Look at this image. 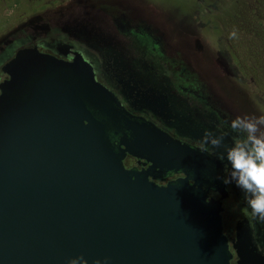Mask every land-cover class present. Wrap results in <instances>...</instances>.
<instances>
[{
	"label": "water",
	"instance_id": "obj_1",
	"mask_svg": "<svg viewBox=\"0 0 264 264\" xmlns=\"http://www.w3.org/2000/svg\"><path fill=\"white\" fill-rule=\"evenodd\" d=\"M3 70L0 264H231L210 153L131 115L80 55L25 48ZM127 152L186 176L158 185Z\"/></svg>",
	"mask_w": 264,
	"mask_h": 264
},
{
	"label": "flooded vegetation",
	"instance_id": "obj_2",
	"mask_svg": "<svg viewBox=\"0 0 264 264\" xmlns=\"http://www.w3.org/2000/svg\"><path fill=\"white\" fill-rule=\"evenodd\" d=\"M67 12L48 20L29 19L0 36V83L9 78L4 65L20 49L36 47L64 61L80 55L90 64L95 80L131 115L182 143L207 149L203 151L215 158L222 180L229 170L218 158L225 145L214 147L211 141L223 133L225 143H229V122L240 115L210 84L206 53L193 51L182 37L188 32L173 34L170 26L157 24V19H150L139 7L116 0ZM209 24L202 21L196 32L204 35ZM206 130L213 135L206 137ZM123 164L146 172L151 162L127 152ZM148 171L147 178L158 185L186 176L182 171L158 167ZM188 181L194 182L192 178ZM222 190L209 188L207 194L208 198L222 199L221 224L230 263L264 264V224L247 210L238 189L223 184ZM227 203L236 210L226 211ZM238 241L244 254L251 257L247 262L237 253Z\"/></svg>",
	"mask_w": 264,
	"mask_h": 264
},
{
	"label": "rangeland",
	"instance_id": "obj_3",
	"mask_svg": "<svg viewBox=\"0 0 264 264\" xmlns=\"http://www.w3.org/2000/svg\"><path fill=\"white\" fill-rule=\"evenodd\" d=\"M110 1L115 0H0V36L32 18L48 20L62 11L67 14ZM116 1L139 7L150 19H157V24L170 26L173 34L188 32L182 37L195 53H206L209 82L223 100L240 116L264 115V0H248L234 19L219 22L211 19V5H191L184 0ZM230 2L234 4L223 0L219 11L227 13ZM202 21H210L204 35L196 32ZM233 31L236 36L230 38ZM234 210L226 204V211Z\"/></svg>",
	"mask_w": 264,
	"mask_h": 264
},
{
	"label": "clouds",
	"instance_id": "obj_4",
	"mask_svg": "<svg viewBox=\"0 0 264 264\" xmlns=\"http://www.w3.org/2000/svg\"><path fill=\"white\" fill-rule=\"evenodd\" d=\"M229 35L235 38L236 32ZM228 127L232 135L229 143H225L226 136L223 133L211 141L214 147L225 145L218 155L229 169L222 182L238 189L247 210L264 224V115L238 116L229 122ZM211 135V130H206L205 136ZM83 260V257L71 258L68 264H82ZM94 264H101V260L97 259Z\"/></svg>",
	"mask_w": 264,
	"mask_h": 264
},
{
	"label": "trees",
	"instance_id": "obj_5",
	"mask_svg": "<svg viewBox=\"0 0 264 264\" xmlns=\"http://www.w3.org/2000/svg\"><path fill=\"white\" fill-rule=\"evenodd\" d=\"M184 1L191 4V5L193 3H195V4L199 3L202 5H209V6L211 5V8H210L211 19H213L215 22H219V20L229 21L230 18L234 19L236 14H238L240 9H242L243 5H245L246 1H248V0H232V1H234V4H232L230 2V6H229L227 13H225V12L221 13L219 11L221 5L223 4V0H198V1H196V0H184Z\"/></svg>",
	"mask_w": 264,
	"mask_h": 264
}]
</instances>
